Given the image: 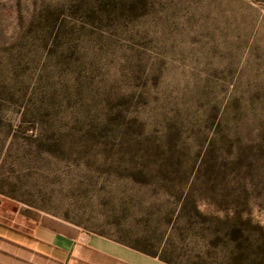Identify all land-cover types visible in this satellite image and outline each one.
Listing matches in <instances>:
<instances>
[{"label":"rangeland","instance_id":"rangeland-1","mask_svg":"<svg viewBox=\"0 0 264 264\" xmlns=\"http://www.w3.org/2000/svg\"><path fill=\"white\" fill-rule=\"evenodd\" d=\"M0 217L264 264V0H0Z\"/></svg>","mask_w":264,"mask_h":264},{"label":"crops","instance_id":"crops-1","mask_svg":"<svg viewBox=\"0 0 264 264\" xmlns=\"http://www.w3.org/2000/svg\"><path fill=\"white\" fill-rule=\"evenodd\" d=\"M0 264H171L138 247L60 224L19 226L0 217Z\"/></svg>","mask_w":264,"mask_h":264}]
</instances>
